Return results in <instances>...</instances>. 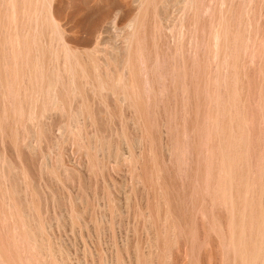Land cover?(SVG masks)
Wrapping results in <instances>:
<instances>
[{"label": "bare ground", "instance_id": "1", "mask_svg": "<svg viewBox=\"0 0 264 264\" xmlns=\"http://www.w3.org/2000/svg\"><path fill=\"white\" fill-rule=\"evenodd\" d=\"M147 1L132 0L135 12L113 40H104L108 50L98 55L99 47L90 49L88 45L84 51V47L79 50L81 47H72L64 40L65 31L54 13L55 0H0V142L18 158L38 156L39 160L38 173L35 171L38 178L36 174L28 177L22 167L18 170L20 167L0 155V208L14 236L22 241L24 253L33 256L35 264H167L178 235L185 245L182 264H194L193 225L200 214V201L196 199L194 207L198 216L182 222L175 215L170 187L159 174L155 140L144 116L138 67L141 48L136 36L143 20L140 11ZM152 1L160 24L168 28L176 19L169 10V0ZM187 2L175 1L182 7ZM47 28L51 35H45ZM114 28L113 22L96 27L90 31V38L93 34L94 42L101 44L103 34ZM81 52H87V64L78 59ZM165 127L161 126L158 133L160 154L166 161L175 154V161H179L176 135L175 144L167 141L174 131ZM43 142L53 144L54 165L43 153ZM68 144L76 147L75 158L70 153L65 155ZM17 171L22 173L20 179ZM43 174L62 192L71 176V190L79 193L68 196L73 213L70 217L79 221L89 213L80 195L85 184L93 180L99 191L92 195L97 215L94 221L89 220L96 228L89 229L90 222L81 221L85 235L79 234L81 242L72 245L73 254L65 251L67 244L57 231L63 216L53 224L41 212L39 182ZM260 186L254 202L230 205L227 233L213 231L219 264H264V183ZM51 195L54 205L60 207L62 197ZM70 219L73 226L74 219Z\"/></svg>", "mask_w": 264, "mask_h": 264}, {"label": "rangeland", "instance_id": "2", "mask_svg": "<svg viewBox=\"0 0 264 264\" xmlns=\"http://www.w3.org/2000/svg\"><path fill=\"white\" fill-rule=\"evenodd\" d=\"M175 1L178 3V0H169V10L176 14L169 29L160 24L151 6L153 1L148 0L140 11L143 22L140 21V31L136 37L141 48L138 67L141 71L140 89L144 95L142 104L146 107L144 116L155 140L154 154L160 166L159 174L170 187L175 215L183 222L200 213V221L199 216L196 222L194 218L193 225L194 264H219L220 251L213 236L215 230L227 233L230 205L242 201L254 202L260 185L264 183V0H188L183 7L181 3L176 5ZM134 12L132 0L54 2L55 16L65 31L64 40L72 47H81L79 50L99 47L98 55L106 53L109 40L124 28ZM111 22L116 28L103 34L101 44L94 42L93 34L90 38L91 30ZM50 33L51 30L47 28L45 35ZM55 44L56 39L53 41ZM81 55L85 60L80 59ZM81 55L78 59L82 64H87V52H81ZM160 125H165V129H173L174 134L168 136L170 138L167 137V141L172 143L173 140L175 144L177 139L179 161H175V154L167 161L162 158L158 149ZM1 144L0 155L9 158L15 167H20L18 170L23 168L24 175L29 177V174H36L38 156L35 160L24 156L18 158ZM52 146L48 142L42 143L43 153L49 163L54 165L55 156L52 154L55 155V150ZM67 148L65 155L70 153L75 158L76 147L68 144ZM65 159L64 163L68 166ZM31 162H36V165ZM68 164L70 166L71 162ZM27 169L34 173H28ZM20 173L17 171L19 179L22 175ZM35 177L38 178V174ZM42 177V182H39L42 184L41 212L53 224L63 216L57 231L64 243L73 248L68 249L66 245L65 251L73 254V246L81 242V239H77L81 236L79 234L85 235L81 221L95 220L97 214L93 211L95 202L92 195L99 191L93 180L85 184L86 189L80 195L83 204L87 206V212L91 214L87 216L89 213H86L84 220L79 221L75 216L70 217L73 213L69 195L76 196L79 193L71 190V176L68 179L72 181L65 180L68 185L65 183L66 189L63 192L52 179L49 180L48 175L43 174ZM120 179L121 176L116 179L118 186ZM98 187L101 188L100 185ZM50 191L56 197H62L60 207L54 205ZM196 199L200 201L197 209L199 213L194 208ZM69 217L74 219L73 226L69 223ZM87 228L95 230L96 226L90 222ZM184 246L183 238L178 235L168 254L167 264L184 262ZM0 264H35L33 256L24 253L22 241L14 236L1 208Z\"/></svg>", "mask_w": 264, "mask_h": 264}]
</instances>
